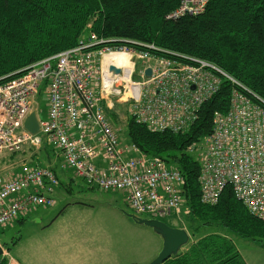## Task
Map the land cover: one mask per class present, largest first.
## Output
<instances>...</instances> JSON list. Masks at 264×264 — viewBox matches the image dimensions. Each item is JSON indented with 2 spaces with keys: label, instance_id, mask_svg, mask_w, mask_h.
Segmentation results:
<instances>
[{
  "label": "built area",
  "instance_id": "obj_1",
  "mask_svg": "<svg viewBox=\"0 0 264 264\" xmlns=\"http://www.w3.org/2000/svg\"><path fill=\"white\" fill-rule=\"evenodd\" d=\"M207 3L181 0L169 18L200 14ZM112 41L90 32L76 46L3 78L0 154L51 145L64 166L88 186L124 191L135 215L162 220L176 213L183 220L191 208L180 169L121 139V129L111 122L106 108L112 107L111 98L117 96L129 103L130 114L150 130L181 132L198 118L224 76L246 92L233 91L229 110L215 113L214 130L198 149L200 200L217 204L230 187L250 214L264 219V101L203 59L183 62ZM107 55L115 57L104 65ZM136 58L142 61L140 68L133 61ZM111 65L121 72L114 74ZM148 68L151 76L146 74ZM42 92L47 107L44 118L36 100ZM33 111L39 122L36 133L25 127ZM59 185L54 170L45 165H28L17 173L0 175V230L37 207L53 206ZM0 248L6 254L1 240Z\"/></svg>",
  "mask_w": 264,
  "mask_h": 264
},
{
  "label": "trees",
  "instance_id": "obj_2",
  "mask_svg": "<svg viewBox=\"0 0 264 264\" xmlns=\"http://www.w3.org/2000/svg\"><path fill=\"white\" fill-rule=\"evenodd\" d=\"M180 3L181 0H0V82L34 62L76 46L94 32L100 38L113 40L110 43L127 44L183 62L190 58L208 61L264 101V0H208L200 14L169 18ZM235 89L246 92L221 76L219 90L202 105L198 118L184 131H152L130 114L120 133L125 142L179 168L186 179L184 195L192 213L187 228L196 239L163 264H247L232 236L257 241L264 247V219L250 214L230 187L222 192L217 204L200 200L201 162L197 149L212 134L215 113L229 110ZM106 111L117 126L118 114L112 109ZM52 169L61 184L59 174ZM206 226L221 227L226 233L202 232ZM0 264H8L4 254Z\"/></svg>",
  "mask_w": 264,
  "mask_h": 264
},
{
  "label": "rangeland",
  "instance_id": "obj_3",
  "mask_svg": "<svg viewBox=\"0 0 264 264\" xmlns=\"http://www.w3.org/2000/svg\"><path fill=\"white\" fill-rule=\"evenodd\" d=\"M133 61H136L137 68L141 67V60L136 58ZM135 79L139 80L138 77ZM111 99L112 107L107 108L118 114L119 122L116 127L123 132L130 116V105L120 97L117 99V96ZM36 100L43 109L40 118H44L47 111L45 94L42 92ZM197 153L199 154V151ZM35 164L55 168L62 183L55 191L56 200L53 206L37 207L23 222H10L0 230V240L8 251V254L4 255H7L8 259L20 264H64L62 257L70 255V252L83 251V247L89 250L99 246L108 250L103 251L105 259L117 264H149L157 257L163 246V239L152 228L136 223L129 216L134 214V211L126 200L125 192L88 186L74 175L72 169L64 166L60 155L51 145L39 149L26 147L23 151L10 155L0 154V175H11ZM66 207L67 214L52 226H47L50 219ZM175 214L163 216L162 220L174 227L181 225L189 231L187 227L192 213L187 214L183 220ZM218 229L225 231L221 227L206 226L202 232H218ZM194 239L196 238L191 234L190 241ZM237 246L247 255L251 252L249 258L255 264H264V249L257 242L241 239ZM187 248L188 244L183 250ZM88 255L91 257L92 253L88 252Z\"/></svg>",
  "mask_w": 264,
  "mask_h": 264
},
{
  "label": "water",
  "instance_id": "obj_4",
  "mask_svg": "<svg viewBox=\"0 0 264 264\" xmlns=\"http://www.w3.org/2000/svg\"><path fill=\"white\" fill-rule=\"evenodd\" d=\"M110 70L113 71L114 74H119L121 72V69L115 65H111ZM146 74L147 76H151L152 70L148 68ZM25 127L32 133L39 131V122L35 111L31 112L26 119ZM129 216L132 217L136 223L152 228L154 232L163 239L162 249L157 257L149 264H163L169 258L177 255L180 250L190 242L191 234L185 228L171 226L165 221L157 218L141 217L135 214H129ZM1 255H3L2 248H0V256Z\"/></svg>",
  "mask_w": 264,
  "mask_h": 264
},
{
  "label": "crops",
  "instance_id": "obj_5",
  "mask_svg": "<svg viewBox=\"0 0 264 264\" xmlns=\"http://www.w3.org/2000/svg\"><path fill=\"white\" fill-rule=\"evenodd\" d=\"M67 210H68V207L62 209L55 217L50 219V222L48 223L49 225H47V226H49V227L52 226L54 224V222L57 221L60 217L65 216L67 214ZM27 217H29V215ZM38 220L41 221L40 218H38ZM216 231H218L220 233H226V231H223L222 229H218ZM206 232L209 233L208 231H206ZM54 235L56 236L57 234H53V236ZM232 237H233L232 239L235 241L236 245H237V242L241 241V239H245V238H240V237L238 238V237H234V236H232ZM252 242H257V241H253L252 240ZM80 243H81V241L79 243H77L78 246L80 245ZM257 243L259 245H261L259 242H257ZM161 249H162V247H161ZM238 249H239L243 259L245 260V262L247 264H255L254 261L251 258H249L251 252H249L248 255H247L239 247H238ZM262 249H264V247ZM104 250H107V249L102 248L100 246L99 247H95V248H90L89 250H88V248L86 249L85 247H83V251H76V252L72 251V252H70V255L64 256V257H62V259L64 260V264H88L89 262H94V263L98 262V264H117V263H113V261L108 262L105 259V257H104V253L105 252H103ZM96 251H100V253H98ZM180 251H183V248ZM6 252H7L6 254H8V251H6ZM88 252L92 253L91 257H89ZM101 253H102V255H98V254H101ZM4 257H6L8 259L7 255H4ZM111 257H113V256H111ZM258 258H259V255H258ZM88 260H90V261L88 262ZM104 260H106L105 263H103ZM8 264H20V263L18 261L13 260V259H8Z\"/></svg>",
  "mask_w": 264,
  "mask_h": 264
},
{
  "label": "bare ground",
  "instance_id": "obj_6",
  "mask_svg": "<svg viewBox=\"0 0 264 264\" xmlns=\"http://www.w3.org/2000/svg\"><path fill=\"white\" fill-rule=\"evenodd\" d=\"M114 57H115V55H107V57H106V59L104 61V65L110 64ZM121 57H122V60H123V59H126L127 55H122ZM115 61H117V60H115ZM3 254H4V252H3Z\"/></svg>",
  "mask_w": 264,
  "mask_h": 264
}]
</instances>
